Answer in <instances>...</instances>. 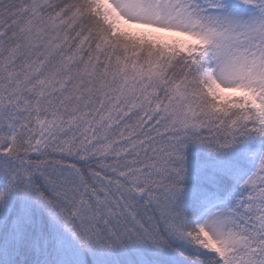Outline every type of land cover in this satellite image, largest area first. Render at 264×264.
I'll list each match as a JSON object with an SVG mask.
<instances>
[{"label":"snow or ice","instance_id":"snow-or-ice-1","mask_svg":"<svg viewBox=\"0 0 264 264\" xmlns=\"http://www.w3.org/2000/svg\"><path fill=\"white\" fill-rule=\"evenodd\" d=\"M0 264H264V0H0Z\"/></svg>","mask_w":264,"mask_h":264},{"label":"trees","instance_id":"trees-1","mask_svg":"<svg viewBox=\"0 0 264 264\" xmlns=\"http://www.w3.org/2000/svg\"><path fill=\"white\" fill-rule=\"evenodd\" d=\"M237 151H240V149L238 148ZM188 157L191 167H196L201 163L215 162V160L218 159L217 157H213L206 153L204 149L195 147L189 149ZM241 163L244 168H250L253 161L251 159H248L242 161Z\"/></svg>","mask_w":264,"mask_h":264}]
</instances>
